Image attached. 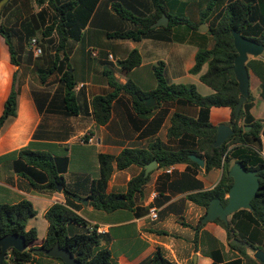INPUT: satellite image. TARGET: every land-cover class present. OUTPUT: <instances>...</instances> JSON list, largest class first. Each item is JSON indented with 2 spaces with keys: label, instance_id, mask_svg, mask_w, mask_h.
<instances>
[{
  "label": "trees",
  "instance_id": "trees-1",
  "mask_svg": "<svg viewBox=\"0 0 264 264\" xmlns=\"http://www.w3.org/2000/svg\"><path fill=\"white\" fill-rule=\"evenodd\" d=\"M1 1V0H0ZM151 7L141 0H9L0 10V39L10 56V61L18 69L13 75L12 88L5 100L0 115V132L4 124L17 115V102L22 84L28 76H33L43 88L32 89L33 97L40 112L59 113L66 116L80 114L76 86L77 80L71 63L74 45L83 40L84 29L96 26L97 11L109 8L114 12L107 21L106 31L109 38L119 40L142 41L146 38L171 41L172 30L176 26H185L199 30L201 24L208 26L207 35L213 41L211 48L200 47L195 56V64L190 72L200 74L207 65L200 80L214 90L210 95L201 94L196 85L171 83L166 77L165 63L154 65L156 88L143 91L135 82L121 83L112 70L105 69L104 75L110 87L107 94L96 95L91 105L93 116L98 125H105L111 118L114 102L121 96H128L134 110L146 116L163 104L179 103L198 109L195 116L176 111L170 117L168 137L176 139L177 149H165L157 140L148 149L125 148L117 155L99 154V177L90 183L86 199L96 210L112 212L119 209H132L135 197L150 179L144 176L145 166L153 159L159 168H167L186 163L194 168L199 165L190 158L195 154L205 159V170L223 168L220 182L214 188L192 194L189 199L206 208L214 198L227 203V195L233 184L228 175L235 162H241L247 170H254L260 178V190L252 200V210L240 209L229 216L228 222L214 220L227 232L231 249L238 250L242 257L227 258L219 247V241L205 233L214 241L209 245L207 255L213 258L212 264H262L248 253L264 249V156L262 154L261 133L263 123L251 114L253 95L244 103L239 119H234L240 91L233 70V61L237 56L232 29L244 37L264 45V0H208L206 8L200 14V20L194 22L185 13V8L172 13L168 0H150ZM185 6V5H184ZM38 8V9H37ZM151 8V9H150ZM151 10H153L151 12ZM167 14V26L152 27L162 14ZM116 16V18H115ZM36 38L42 48V54L35 57L30 49L31 40ZM207 43V36L204 37ZM142 57L137 49L127 58L120 60L122 70L128 72L140 66ZM250 77L254 75L261 81L264 99V54L252 57L247 62ZM62 85V105L50 102L49 87ZM154 96L157 104L147 107L143 99ZM213 107L231 109L229 125L233 135L221 146L215 147L217 126L210 120ZM249 126V130L245 127ZM116 164L119 170L136 165L142 168L139 175L133 177L125 193H107V185ZM13 167L16 173L31 181L35 187L44 186L52 190L62 188L66 196L65 203L53 204L45 213L48 221L47 234L39 242L36 228L27 229L28 220L37 216L33 203L23 199L15 204L0 203V238L9 234L25 236L27 249H10L1 264L8 260L15 264H44L43 258H50L35 249H50L55 245L68 249L74 257L85 264H114L110 250L103 246L106 237L99 233L98 226H89L87 221L76 213L80 196L77 187L66 184L64 174L69 167L67 156H54L49 152L25 147L15 153ZM239 239L250 244V248L231 244ZM2 248L0 246V255ZM63 261L58 258H54ZM141 264H174L164 257L160 249Z\"/></svg>",
  "mask_w": 264,
  "mask_h": 264
},
{
  "label": "crops",
  "instance_id": "crops-1",
  "mask_svg": "<svg viewBox=\"0 0 264 264\" xmlns=\"http://www.w3.org/2000/svg\"><path fill=\"white\" fill-rule=\"evenodd\" d=\"M141 1L151 7L150 0ZM204 2L207 6L208 0H168L172 13L185 8L186 15L191 9L201 8ZM206 6L200 10L197 22ZM112 14L114 12L110 7L98 10L96 26L89 25L84 29L83 40L74 45L71 54L77 80L76 93L82 107L80 114L66 116L40 112L32 89H41L43 86L33 76H28L18 96L17 115L9 119L0 132V203L15 204L23 199L31 201L37 210V216L28 220L27 229L36 228L39 242L44 240L48 230L49 223L45 213L53 204L65 203L66 196L62 190L35 187L30 180L16 173L13 163L17 151L30 147L54 156H67L69 167L64 174L65 182L74 189L80 184L77 188L80 193L78 197L86 198L91 181L99 177V154L117 156L125 148L148 149L157 140L165 149H177V140L170 139L167 135L170 117L176 111L192 116L198 113L195 107L171 103L158 106L151 114L142 116L134 110L128 96H121L112 106L109 122L98 125L93 116L91 101L94 96L110 91L104 75L105 69L112 70L121 83L132 80L143 91L150 92L157 85L153 67L163 61L169 82L194 84L203 95L214 93L212 88L200 80L207 65L200 74L190 72L199 48H211L213 45L212 39L206 34L208 29L202 31L199 26L196 31L176 26L172 30L171 41L151 38L139 42L112 39L106 34L112 28L108 27L107 22L112 16L114 18ZM205 36L207 43L203 40ZM134 49L140 52L142 63L126 72L120 67L119 61L127 58ZM92 58L96 59V64L92 62ZM17 69L11 63L9 53L0 39V115ZM257 79L258 90L255 93L251 91V114L255 119L261 120L264 128V99L261 95V81L258 77ZM47 91L51 92L49 101L61 106L62 85L57 83ZM260 99L261 110L257 113L255 102ZM230 119V108L211 109L210 120L214 125L229 124ZM261 139L264 145L262 134ZM262 154L264 156V152ZM199 167L179 163L171 166L170 173L166 172V168L158 167L153 170L147 184L136 195L132 209L105 212L94 209L89 202L85 205L76 199L79 206L75 211L90 227L97 225L103 229L106 237L103 246L110 250L114 264H141L157 249L174 264H212L213 258L205 252L209 245L214 246V241L205 233L219 241L225 259L242 257L241 252L230 248L227 232L221 225L215 221L202 222L207 209L189 199L192 194L217 186L223 175V168L206 171L205 167ZM141 171L142 168L136 165L119 170L114 164L107 193H125L128 182ZM152 207L158 209L157 220L150 217ZM40 217H44L46 221H39ZM248 253L254 257L251 250ZM42 261L44 264H62L54 258H43ZM8 264L15 263L8 260Z\"/></svg>",
  "mask_w": 264,
  "mask_h": 264
},
{
  "label": "water",
  "instance_id": "water-1",
  "mask_svg": "<svg viewBox=\"0 0 264 264\" xmlns=\"http://www.w3.org/2000/svg\"><path fill=\"white\" fill-rule=\"evenodd\" d=\"M9 0L0 1V10L5 6ZM169 17L167 14H162V16L151 26H167ZM200 29L202 31H207L208 26L206 24H201ZM233 36V42L235 49L237 51V56L233 61V70L235 78L238 83V88L240 91V99L237 104V109L235 112L234 119L237 121L239 119L240 111L244 103L250 97V70L247 67V62L250 57H261L264 54V45L253 40H250L236 29L231 30ZM143 102L147 107H154L157 102L154 96H148L143 99ZM250 127L246 126L245 130H249ZM262 136L264 137V128L262 130ZM233 135V129L231 125L222 123L217 126V136L214 142L215 147L221 146L225 141H227ZM190 158L196 162L199 166L204 167L205 159L198 155L190 154ZM158 168V162L153 159L150 163L145 166L144 176H149L150 173ZM228 175L233 178V184L229 189L227 196V203L224 205L220 198H214L211 200L207 207L205 216L202 219L203 223L208 221H214L217 218L224 222H228L229 216L240 209L252 210V200L257 196L260 190V178L256 171L247 170L241 162H235L228 172ZM58 190H62L58 186ZM76 199L85 205L88 204V200L82 197H76ZM231 244L243 246L250 248V244L239 239H233ZM0 246L2 248L0 255V264L4 261L7 252L10 249H16L17 251H24L27 249V244L25 236L21 234H9L2 236L0 238ZM36 253H43L50 258H58L63 261L64 264H85L77 260L74 255L65 248L55 245L50 249L37 248ZM254 258L260 263L264 264V249H259L254 253Z\"/></svg>",
  "mask_w": 264,
  "mask_h": 264
},
{
  "label": "rangeland",
  "instance_id": "rangeland-1",
  "mask_svg": "<svg viewBox=\"0 0 264 264\" xmlns=\"http://www.w3.org/2000/svg\"><path fill=\"white\" fill-rule=\"evenodd\" d=\"M33 1H35V0H33ZM204 6H206L205 5V2L204 3H202V7L201 8H199V9H191V11L188 13V15H187V17L189 18V19H191L192 21H194V22H197V20H198V14H199V12H200V10L204 7ZM38 9V8H37ZM185 27V26H184ZM250 58H252V57H250ZM249 58V59H250ZM92 62L93 63H95L96 64V59H94V58H92ZM75 63L76 64H78L77 63V61H75ZM258 79H257V77L256 76H254V75H251V78H250V87H251V91L253 92V93H255L257 90H258ZM203 87H205V86H203ZM201 93V92H200ZM202 94V93H201ZM256 103V105H257V113H259L260 112V110H261V104H262V99H260L259 101H257V102H255ZM262 105H264V103L262 104ZM262 152H264V145L262 144ZM39 221H42L43 223L46 221L45 219H44V217H40L39 218Z\"/></svg>",
  "mask_w": 264,
  "mask_h": 264
},
{
  "label": "built area",
  "instance_id": "built-area-1",
  "mask_svg": "<svg viewBox=\"0 0 264 264\" xmlns=\"http://www.w3.org/2000/svg\"><path fill=\"white\" fill-rule=\"evenodd\" d=\"M30 49L33 52V55L35 57L40 56L42 54V48L39 45L38 40L36 38H33L31 40ZM92 54L96 55L95 52H93ZM110 57H112V56L110 55ZM171 171H172L171 166L166 168V172L167 173H170ZM149 213H150V217H151L152 220H157V218H158V209L156 207H152L150 209ZM97 229H98L97 231L99 233H103L104 232L103 229H101V228H97Z\"/></svg>",
  "mask_w": 264,
  "mask_h": 264
}]
</instances>
